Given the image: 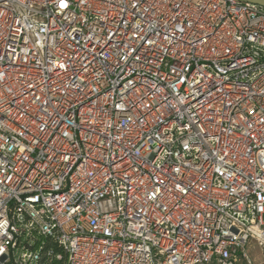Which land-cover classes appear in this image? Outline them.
<instances>
[{
	"label": "built area",
	"instance_id": "built-area-1",
	"mask_svg": "<svg viewBox=\"0 0 264 264\" xmlns=\"http://www.w3.org/2000/svg\"><path fill=\"white\" fill-rule=\"evenodd\" d=\"M252 242L263 7L0 0V264H252Z\"/></svg>",
	"mask_w": 264,
	"mask_h": 264
},
{
	"label": "rangeland",
	"instance_id": "rangeland-1",
	"mask_svg": "<svg viewBox=\"0 0 264 264\" xmlns=\"http://www.w3.org/2000/svg\"><path fill=\"white\" fill-rule=\"evenodd\" d=\"M247 254L252 264H263L264 263V250L258 246L256 242H252L248 249ZM239 264H247L245 260L240 262Z\"/></svg>",
	"mask_w": 264,
	"mask_h": 264
},
{
	"label": "water",
	"instance_id": "water-1",
	"mask_svg": "<svg viewBox=\"0 0 264 264\" xmlns=\"http://www.w3.org/2000/svg\"><path fill=\"white\" fill-rule=\"evenodd\" d=\"M244 1L264 8V0H244Z\"/></svg>",
	"mask_w": 264,
	"mask_h": 264
},
{
	"label": "trees",
	"instance_id": "trees-1",
	"mask_svg": "<svg viewBox=\"0 0 264 264\" xmlns=\"http://www.w3.org/2000/svg\"><path fill=\"white\" fill-rule=\"evenodd\" d=\"M55 264H64V262H55Z\"/></svg>",
	"mask_w": 264,
	"mask_h": 264
}]
</instances>
